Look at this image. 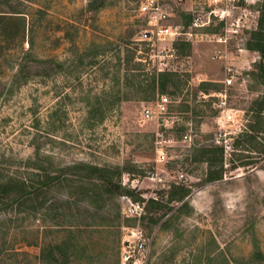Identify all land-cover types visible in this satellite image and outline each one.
<instances>
[{"label": "rangeland", "instance_id": "1", "mask_svg": "<svg viewBox=\"0 0 264 264\" xmlns=\"http://www.w3.org/2000/svg\"><path fill=\"white\" fill-rule=\"evenodd\" d=\"M90 1L0 0V176L79 161L119 165L126 187L145 199L166 200L184 172L182 183L192 187L189 212L176 213L163 228L173 211L155 223L149 214L127 217L122 195L93 204L77 185L54 190L37 210L0 211V264H120L124 227L136 225L153 233L149 264H264V150L251 142L256 135L264 146V133L250 128L257 120L251 107L264 94L257 77L264 58L247 48L263 0L233 9L247 28L228 45L205 34L220 31L219 24L199 28L204 33L192 42H178V58L168 70L177 72L176 84L164 91L173 101L170 112L151 119L144 118V108L161 90H139L137 80L128 85L125 73L128 64L144 72L156 67L139 39L153 20L147 24L134 0H96V10ZM205 8L206 0L171 4L164 22L188 27L191 11ZM218 47L223 57L215 59ZM229 66L238 70L229 103L239 143L225 156L224 177L205 182L208 164L194 154L215 143L218 109L202 94L223 87ZM158 132L167 140L166 162L158 161ZM57 244H64L65 254L54 260Z\"/></svg>", "mask_w": 264, "mask_h": 264}, {"label": "trees", "instance_id": "2", "mask_svg": "<svg viewBox=\"0 0 264 264\" xmlns=\"http://www.w3.org/2000/svg\"><path fill=\"white\" fill-rule=\"evenodd\" d=\"M97 1H90V10H96L98 8L94 5ZM102 2L101 4H103ZM259 10L258 25L250 31L251 36L247 41V48L259 51L262 58H264V0ZM214 30L216 31V29ZM187 44L190 45V43ZM177 45L178 42H176ZM129 59H127L128 63H130ZM136 69L141 70V67H130V64L127 65V71L125 73L127 84L134 86L136 83L133 80H137L139 90L150 91L154 95L159 90H161V93H164L170 83H175V78L178 75L177 72L168 70L157 71L154 69L153 71L144 72L135 71ZM258 69L259 73H257V77L259 79L262 78V83L264 84V65L262 61L258 64ZM142 76L144 77L141 78ZM144 82L146 84H143ZM204 84L211 85V83ZM251 110L257 118L256 121L250 123L251 130L264 133V120L261 119L264 118V94L253 103ZM236 142L238 144L239 140L235 141V145ZM251 142L253 143V148L261 149V151L264 150L262 144L261 148H259L256 135H251ZM194 159L205 161L208 164L204 179L205 182L220 180L224 177L225 153L222 146L216 143L202 145L197 148ZM124 171L125 169L119 165L108 167L86 161H79L54 169H50L49 167H36L35 170H29L27 175L22 176H0V211L8 210L11 207L21 209L22 206H28L32 210H37L45 205L49 199V195L54 190H61L77 185L82 189V193L85 194L84 197L88 198L93 204H99V202L105 204L117 195H129L134 200L146 201V209L143 217H147V214H149L151 222L158 223L173 211L168 215L167 219L162 221L161 227L163 228L168 226L169 220L176 213L189 212L190 203L187 197L192 192V187L189 184L172 183L167 191L168 196L166 200L158 197L145 199L140 192L126 187L122 182L121 179ZM173 202L180 203V205H170ZM165 208H167V211L161 216L150 215L156 210H164ZM53 249L52 258L54 260H58L59 256L65 254L64 244L54 245Z\"/></svg>", "mask_w": 264, "mask_h": 264}, {"label": "built area", "instance_id": "3", "mask_svg": "<svg viewBox=\"0 0 264 264\" xmlns=\"http://www.w3.org/2000/svg\"><path fill=\"white\" fill-rule=\"evenodd\" d=\"M136 7L140 13L148 15L147 24H151L149 20H153V25L141 31L140 40L148 45L146 56L156 66L157 71L172 70L169 65L174 59L178 58L176 42L188 41L192 42L199 35H203L197 31L199 28L221 25L220 31L205 33L211 41L217 44L228 45L229 42L238 36L245 28L246 21L242 15L234 16L233 9L241 8L259 0H206L207 8L193 9L192 21L188 27L182 25H171L165 23L169 16V7L171 4L181 5L185 0H134ZM258 23V22H257ZM213 57L222 58V48H217ZM227 75L223 79V87L212 92L203 93V98H214V103L218 109L217 122L218 129L214 132L215 143L224 148L225 156L231 155L235 150V134L233 124L236 120V111L230 106L229 90L234 86V81L238 77L233 66L226 67ZM171 97L166 93H157L156 101L153 106L144 108L143 116L145 119L162 118L170 112L172 104ZM160 137V138H159ZM190 138L189 133H185L183 140ZM166 139L162 133L158 132L157 140V157L158 161L166 162L169 160L168 153L164 147ZM125 180V179H124ZM128 180L132 183L129 186L136 188L133 184L136 179ZM187 181L184 172H180L177 176L176 183ZM127 180L124 181L126 184ZM155 197V196H154ZM156 198V197H155ZM123 213L130 218L140 220L146 209V201L134 200L129 195H122ZM153 233H148L142 225L124 227V237L120 249V264H149L152 245Z\"/></svg>", "mask_w": 264, "mask_h": 264}]
</instances>
